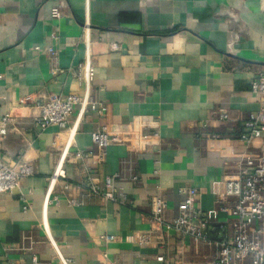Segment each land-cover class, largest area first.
Instances as JSON below:
<instances>
[{
    "label": "crops",
    "instance_id": "crops-1",
    "mask_svg": "<svg viewBox=\"0 0 264 264\" xmlns=\"http://www.w3.org/2000/svg\"><path fill=\"white\" fill-rule=\"evenodd\" d=\"M55 7L58 20L50 17ZM85 40L90 97L105 114L75 106L65 130H39V110L17 101L82 96L76 78ZM260 72L264 0H0V122L10 118L0 152L3 162L33 169L19 191L0 196V264H62L51 243L68 264H210L212 246L152 222L153 201L166 202L165 222L178 216L184 188L197 189L203 211L218 207L210 185L236 173L245 150L238 137L260 108L250 93ZM103 127L111 141L101 159L91 133ZM261 149L254 142L249 151ZM76 150L90 155L76 161ZM65 152L66 178L55 182L44 211ZM113 176L122 203L87 196L89 183L102 192ZM140 236L149 242L138 243Z\"/></svg>",
    "mask_w": 264,
    "mask_h": 264
},
{
    "label": "built area",
    "instance_id": "built-area-1",
    "mask_svg": "<svg viewBox=\"0 0 264 264\" xmlns=\"http://www.w3.org/2000/svg\"><path fill=\"white\" fill-rule=\"evenodd\" d=\"M61 13L57 7L52 8L50 17L58 20ZM53 40H57L55 33L51 34ZM230 44L228 45V47ZM113 50L117 47L113 46ZM35 52H41L39 47ZM46 54H52L53 48L43 50ZM77 82L82 86L83 95L74 94L64 97L50 94L42 99H33L26 96L17 101L19 107L35 106L39 113L34 123L39 130L50 126H56L65 130L73 115L74 107L79 106L81 112L89 111L97 116H103L106 112L104 104L92 100L90 97L91 85L94 78V68L89 53V43L85 40V55L83 62L78 67ZM250 93L258 100L259 110L248 116L243 124V132L238 140L244 145L245 150L240 155L236 164V173L226 175L220 181L212 182L211 194L219 204L217 208L203 211L196 207L198 191L195 188H184L179 192L184 197L183 203L178 207V216L171 222H165L164 213L166 202L161 198L153 201L151 220L157 226L167 232H175L195 243H204L214 249V257L210 264H264V150L249 151L254 142L264 143V73H257L250 83ZM220 120H227V116L221 111L218 113ZM9 115L0 122V141L8 133ZM91 140L102 159L105 150L110 143V136L105 127L91 133ZM67 152L60 156L55 170L48 181L43 202L44 211L50 203V197L54 184L59 179H65L63 164ZM90 153L76 150L72 158L76 161H84ZM33 175L32 167L23 162L14 164L2 161L0 152V196L13 194L19 191L21 182ZM115 176L106 177L102 186L89 183L87 196H98L100 193L106 201H121L113 188ZM135 180V178H133ZM22 200V197L20 198ZM231 201L230 205L225 202ZM71 205H81V202L71 201ZM26 209V207H25ZM219 215H224L226 220L219 221ZM105 243L116 239L112 236L101 237ZM149 239L140 236L138 243L147 244ZM56 258L62 264H68L57 251L53 243ZM35 264V259H32Z\"/></svg>",
    "mask_w": 264,
    "mask_h": 264
}]
</instances>
